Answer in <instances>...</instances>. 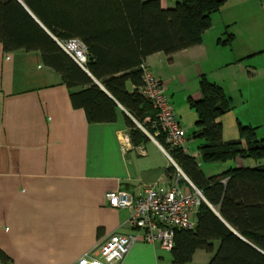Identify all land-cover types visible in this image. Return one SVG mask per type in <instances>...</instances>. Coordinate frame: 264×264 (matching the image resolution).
Segmentation results:
<instances>
[{
	"label": "crops",
	"instance_id": "crops-1",
	"mask_svg": "<svg viewBox=\"0 0 264 264\" xmlns=\"http://www.w3.org/2000/svg\"><path fill=\"white\" fill-rule=\"evenodd\" d=\"M161 3L165 8V0ZM229 9L212 17L202 45L172 57L156 54L146 61L166 83L188 133V155L195 159L202 142L193 137L198 116L189 100L202 98L201 79L206 77L227 94L245 70L248 78L257 79L264 69L241 65L248 57H264V47L256 48L264 37L255 27L244 34L245 41L236 27L229 31L235 25L233 7ZM230 32L234 41L223 46L220 40ZM80 91H70L44 65L40 53L6 54L0 44V250L11 264H77L114 234L136 235L129 224L131 211L110 208L107 195L121 189L140 195L157 182L171 183L174 176L170 169L175 166L163 146L151 138L123 150V135L129 134L126 116L131 118L124 108L117 110L116 123L90 124L85 111L72 105V93ZM254 93L264 98V70L250 96ZM242 123L256 128L264 140L263 121ZM260 166L264 162L238 158L222 166L225 171L219 175ZM215 246L217 250L219 244ZM212 257L198 251L190 264H209ZM94 264L106 263L97 258ZM121 264L174 263L171 251L139 241Z\"/></svg>",
	"mask_w": 264,
	"mask_h": 264
},
{
	"label": "trees",
	"instance_id": "trees-1",
	"mask_svg": "<svg viewBox=\"0 0 264 264\" xmlns=\"http://www.w3.org/2000/svg\"><path fill=\"white\" fill-rule=\"evenodd\" d=\"M175 2L174 8L165 9L161 0H0V44L6 54L40 53L70 91L81 89L72 93V105L85 111L90 124L116 123L117 110L124 108L131 116H126L131 142L139 147L150 139L137 124L154 135L151 122L156 118L141 94L142 65L156 54L172 57L202 45L212 17L228 0ZM73 41L87 49L84 68L62 48ZM233 41L227 34L220 43L231 46ZM200 93L202 98L190 99L189 105L198 116L193 137L202 142V161L264 162V140L256 128L240 123V139L224 140L222 118L233 109L224 89L204 77ZM157 141L206 199L195 230L176 233L173 263L190 264L198 251H205L213 256L209 264H264V166L207 178L195 158L168 146L163 137ZM11 263L0 250V264Z\"/></svg>",
	"mask_w": 264,
	"mask_h": 264
},
{
	"label": "built area",
	"instance_id": "built-area-1",
	"mask_svg": "<svg viewBox=\"0 0 264 264\" xmlns=\"http://www.w3.org/2000/svg\"><path fill=\"white\" fill-rule=\"evenodd\" d=\"M62 48L84 68L87 63V49L83 44L73 41ZM141 70L143 72L141 94L156 112V118L151 122L154 135L143 126L142 131L155 142L159 143L157 138L163 137L168 146L182 149L188 154V133L176 115L166 83L157 78L146 64L142 65ZM121 145L123 150L131 147L129 134L123 135ZM162 148L176 166L169 153ZM139 152L140 155H145L142 149H139ZM107 201L112 209L131 211L129 224L136 235L114 234L81 258L77 264H94L97 258H101L106 264H121L139 241L160 246L164 250H173L178 231L195 230L196 216L205 198L189 179L174 176L171 183L157 182L147 186L140 195L123 189L111 192L107 195Z\"/></svg>",
	"mask_w": 264,
	"mask_h": 264
},
{
	"label": "rangeland",
	"instance_id": "rangeland-1",
	"mask_svg": "<svg viewBox=\"0 0 264 264\" xmlns=\"http://www.w3.org/2000/svg\"><path fill=\"white\" fill-rule=\"evenodd\" d=\"M164 5L165 9H172L175 7L176 2L174 0H165ZM232 7L233 11L231 15L233 16L232 20L235 25L231 26L230 29L228 28L229 31H233V28L236 27L240 37L245 41L244 34L246 32H251L253 30L252 27H255L257 33L264 37V10L262 9V7L264 8V0H228L222 10L224 12V10H228V8L232 9ZM231 9H229L230 12ZM230 34L233 35L231 32ZM261 47H264V41L256 44L257 49H260ZM245 64L247 67L251 66L249 69H251L252 66L263 68L264 57H260V55L251 56V58L248 57L241 62L242 66ZM242 68L247 69L245 67ZM263 70L264 69H262V73L260 74L261 78L260 76L259 78L257 77V79L252 76L248 78L247 75L249 74L247 70H245L244 73L246 75L242 74L237 81H232L231 90H228L226 95L231 99L233 109L222 118L223 135L226 142L240 139V123L242 122L259 123L260 121H263L264 125V98L259 99L255 93L253 96H250V94L252 95V92L257 90V87L261 83ZM151 121L152 119L150 118L148 122ZM169 152L170 150H168V153ZM196 160L207 177H215L225 171L222 167L224 165L222 164H206L202 161L201 157L196 158ZM231 163L232 162L229 164ZM171 174L181 179L184 178L177 169L176 172H172Z\"/></svg>",
	"mask_w": 264,
	"mask_h": 264
},
{
	"label": "water",
	"instance_id": "water-1",
	"mask_svg": "<svg viewBox=\"0 0 264 264\" xmlns=\"http://www.w3.org/2000/svg\"><path fill=\"white\" fill-rule=\"evenodd\" d=\"M22 3V2H21ZM23 4V3H22ZM24 5V4H23ZM24 7L27 9V11L31 14V16L34 18V20L41 26V28L42 29H44V31L50 36V37H52L55 41H56V39L44 28V26L34 17V15L28 10V8L24 5ZM138 127L142 130V127H141V125H139L138 124ZM148 136V135H147ZM149 137V136H148ZM150 138V137H149ZM174 164L176 165V163L174 162ZM176 168H177V170H178V172L180 173V174H182L183 175V177H185V179H188L187 177H186V175L181 171V169L176 165L175 166ZM204 202H206V199H205V201ZM217 215L219 216V214L217 213Z\"/></svg>",
	"mask_w": 264,
	"mask_h": 264
}]
</instances>
